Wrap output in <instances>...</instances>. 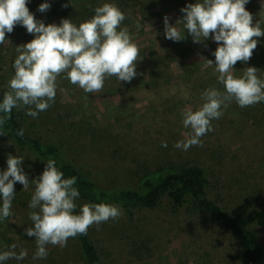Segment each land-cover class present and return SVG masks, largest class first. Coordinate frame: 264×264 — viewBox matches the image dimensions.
<instances>
[{"label":"rangeland","instance_id":"rangeland-1","mask_svg":"<svg viewBox=\"0 0 264 264\" xmlns=\"http://www.w3.org/2000/svg\"><path fill=\"white\" fill-rule=\"evenodd\" d=\"M197 2L136 0L132 6L121 7L112 0H29L26 6L30 13L45 26H59L62 19H71L78 26L94 16L96 7L115 3L126 16L121 27L129 29L143 59L136 69L140 75L130 83L110 78L105 81L103 91L96 94H85L67 79L58 78L57 101L69 103L77 119L89 122L93 137L86 140L91 142L70 149L65 142L71 140L65 135L57 137L55 131L49 132V123L35 122L38 126L29 129L33 118L28 115L25 131L41 136L45 144L61 143L60 158L78 168L99 190L139 191L138 181L143 173L156 168L197 166L209 183V198L217 197L228 213L238 209L249 212L264 206V102L241 108L233 101L224 109L223 117L212 122L214 130L202 138V147L193 146L187 151L173 147L190 132L183 127L182 112L197 110L204 102L201 94L206 89L224 90L214 70L212 53L218 45L211 38L202 44L210 41L213 46L195 49L197 57L188 50L167 54L168 44L184 47L192 44L193 39L186 29L184 40L166 39L164 18L167 16L169 24L175 26L186 15L181 9ZM42 3H49V10L38 11ZM245 7L253 15V24L264 16V0H249ZM177 27L182 29L183 25ZM34 38L20 25L12 33H6L8 41L2 44L0 64L3 93L10 90L8 82L14 75L16 47ZM201 57L212 60L213 67L204 68ZM192 59L197 61L196 70L185 73L181 63L188 64ZM248 67L264 72V60L258 64L237 62L234 74L241 76ZM165 141L167 147H162ZM9 155L24 159L21 167L30 186L25 191L20 183L14 185L13 215L0 222V252L16 244L17 253L23 249L28 255L22 261L11 259L4 264H79L76 238L69 239L63 248L49 245L47 259H32L35 237L25 233L27 227L33 226L29 219L33 210L28 207L35 189L31 182L42 175L46 164L15 146L4 133L0 135V173L7 170ZM76 203L91 204L82 200ZM122 213L117 221L109 220L88 229V239L101 264H245L230 234L200 212L183 209L174 212L164 201L153 210L122 209ZM249 230L262 247L264 264V224L251 225Z\"/></svg>","mask_w":264,"mask_h":264},{"label":"clouds","instance_id":"clouds-1","mask_svg":"<svg viewBox=\"0 0 264 264\" xmlns=\"http://www.w3.org/2000/svg\"><path fill=\"white\" fill-rule=\"evenodd\" d=\"M28 2L0 0V45L7 40L6 33H12L17 25L35 36L31 42L15 49L18 55L13 63L14 75L8 82L10 90L4 93L0 103V129L11 119L13 109L26 108V115L34 119L47 111L55 103L58 78L67 79L85 94H96L103 91L105 81L110 78L130 83L140 75L136 71L143 59L140 48L129 29L121 27L126 16L115 3L96 7L94 16L78 26L71 19H62L59 26H45L30 13ZM248 3L249 0H198L181 9L186 15L175 26L169 24L167 16L164 18V34L168 40H184L186 29L193 43L209 38L217 43L212 53L214 70L218 74L217 82L224 89H206L201 94L204 102L197 110L182 112L183 127L190 132L174 148L187 151L193 146L202 147V138L214 130L212 122L223 117L224 109L231 102L235 101L241 108L264 102V79L257 75L260 70L248 67L241 76L234 74L237 62L247 63L252 58L258 45L254 38L264 36V16L253 24V15L245 7ZM49 8V3H42L38 11L46 12ZM140 27L138 23L137 28ZM201 60L204 68L213 67L212 60L203 57ZM0 135L4 133L0 131ZM16 135L22 138L24 129ZM161 146L167 147V142ZM23 161L22 157L9 155L7 170L0 173V222L13 215L14 185L20 183L25 191L30 186L21 167ZM31 183L35 189L28 207L33 210L29 213L33 226L27 227L25 233L35 237L33 260L47 259L49 245L66 247L69 239L86 235L93 225L117 221L123 214L119 206L111 204L79 206L77 177L64 178L55 159H48L42 175ZM16 248L12 244L0 252V264L27 257L26 250L17 253Z\"/></svg>","mask_w":264,"mask_h":264},{"label":"trees","instance_id":"trees-1","mask_svg":"<svg viewBox=\"0 0 264 264\" xmlns=\"http://www.w3.org/2000/svg\"><path fill=\"white\" fill-rule=\"evenodd\" d=\"M112 1L121 7L132 6L136 3V0ZM262 29H264V25ZM254 39L258 40V48L254 50L250 61L258 64V61L264 60V36ZM204 44L209 47L213 46L210 41H206ZM204 44L192 43L184 47L177 44L169 46L168 44L167 54L173 55L188 50L194 51L193 56L197 57L195 49L205 47ZM1 53L2 45H0V64ZM196 64L195 59L190 60L188 64L184 61L181 63L184 70L186 69L185 73L196 70ZM258 76H264V72L259 71ZM3 95V91H0V103L3 101ZM26 111V108L13 109L11 119L0 131L6 133L15 146L35 155L45 164L48 159H55L57 167L64 173V178L77 177L76 187L80 192L78 200L91 204L111 203L123 210H153L165 201L169 209L174 212L181 209L187 212H200L215 222L223 231L230 234L237 245V252L245 264H263L261 262L263 257L262 247L255 234L249 230V227L264 224V206L249 212L238 209L233 213H228L221 206L217 197H208L209 183L204 171L197 166L156 168L153 171L143 173L138 181L139 191L99 190L92 181L82 176L78 168L60 158L59 147L61 143L45 144L41 136L26 133L24 126L28 119ZM35 122L38 125L49 123L48 131H55L59 138H63V135H65L68 140H71L69 143L68 141L65 142L70 149L75 148V145H79V143L91 142L86 139L93 137L89 132V122L77 119V114L76 112L72 113L70 104L59 103L56 98L55 103L47 111L40 112L37 118H33V123L29 122L28 128L32 129V127L38 126ZM21 128L24 129L22 138L16 135V132ZM94 142L93 140L92 143ZM78 213L79 210L77 209ZM76 240L80 253L79 264H101L87 234L77 236Z\"/></svg>","mask_w":264,"mask_h":264}]
</instances>
